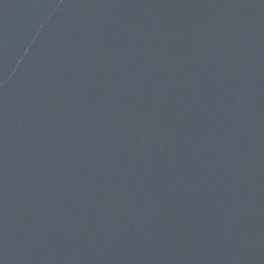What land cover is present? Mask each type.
<instances>
[{
  "label": "water",
  "instance_id": "obj_1",
  "mask_svg": "<svg viewBox=\"0 0 264 264\" xmlns=\"http://www.w3.org/2000/svg\"><path fill=\"white\" fill-rule=\"evenodd\" d=\"M0 264H264V0H0Z\"/></svg>",
  "mask_w": 264,
  "mask_h": 264
}]
</instances>
